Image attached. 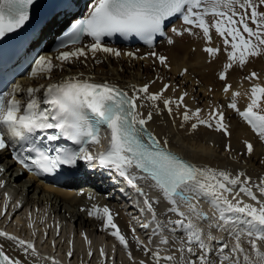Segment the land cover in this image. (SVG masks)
Returning <instances> with one entry per match:
<instances>
[{"label":"snow or ice","instance_id":"obj_1","mask_svg":"<svg viewBox=\"0 0 264 264\" xmlns=\"http://www.w3.org/2000/svg\"><path fill=\"white\" fill-rule=\"evenodd\" d=\"M35 3L0 0V41L25 29ZM177 19L179 28L173 23ZM185 35L203 40V51L212 58L225 54L226 64L219 79L225 81L223 92L227 96L233 87L227 82L230 70L244 69L251 60L264 57V0H91L87 15L71 23L54 54L38 55L30 62L27 76L51 80L57 68L71 72V66H86L90 59L101 63L97 54L132 61L151 58L153 63L168 68V56L156 51L158 38H166L168 45L175 46L174 37ZM116 37H134L149 51L146 55H138L139 49L121 51L111 44ZM214 38L219 39L220 46H213ZM83 77L81 72L46 86L29 87L22 96H18L22 92L19 83L0 89V152L10 150L15 163L36 176L54 175L63 166L71 169L84 161L121 178L142 201L140 214L151 216V222L134 218L145 230L146 240L134 226H130L131 237L126 235L115 222L117 214L108 206L93 204L80 210L102 222L101 231L118 241L131 264H264V177L256 182L244 171L197 165L173 151L168 137H159L150 127L154 117L166 114L174 126L179 116L178 128L193 140L201 127L228 137L230 126L222 108H212L204 117L201 108L188 107L187 91L175 99L166 96L172 87L167 83L152 92L149 84L124 89ZM243 80L250 83V89L244 93L231 91L227 107L264 142V83L256 71ZM242 95L248 100L243 110L238 106ZM245 144L246 155L251 156L254 146L248 141ZM229 150L226 144L225 151ZM3 173L0 165V175ZM4 186L0 180V188ZM153 191L157 194L154 198ZM161 200L169 205L167 213L172 214L166 223L157 214ZM10 201L5 193L0 216L8 212ZM202 202L210 206L211 215L203 211ZM31 215L27 227L35 236ZM6 218L12 219L11 215ZM213 230L227 238L214 235ZM56 234L60 235L59 228ZM80 235L91 260L93 242L86 233ZM44 237L48 238L46 231ZM0 238L14 244L26 257L35 258L33 264H61L55 256L41 254L35 240L2 229ZM154 238H158V244H154ZM130 240L146 259L137 262ZM68 244L71 264L72 241ZM52 247H56L55 240ZM99 256L100 264H118L115 244L111 255L100 247ZM0 264L22 261L7 255L0 242Z\"/></svg>","mask_w":264,"mask_h":264},{"label":"bare ground","instance_id":"obj_2","mask_svg":"<svg viewBox=\"0 0 264 264\" xmlns=\"http://www.w3.org/2000/svg\"><path fill=\"white\" fill-rule=\"evenodd\" d=\"M174 25L179 28L181 27V22L176 21ZM44 33L45 38H48L49 33ZM168 33L170 37L173 35L170 31ZM174 38L176 39L175 46L168 45L166 40H164L161 41L156 48L158 53L168 56L170 64L168 68L153 63L151 58L148 61H132L127 57L116 59L114 57H105L103 54H97L101 63H96L94 60L90 59L87 61L86 66H71V72L66 70L61 71L57 68L54 70L51 80L24 78L21 83L22 92L19 93L18 96L24 95L26 89L29 87H38L41 84L46 86L48 83L59 82L69 75L75 76L81 72L84 73L83 78L93 77L95 82L107 81L124 89H130L132 86L139 87L144 84H149L150 91L158 92L163 87V84L167 83L172 87L165 93L166 96L175 99L184 91H187L189 95L185 98V101L188 107L192 110L201 108L203 110L201 115L204 117H207V113L210 109L218 106L221 107L225 113L226 122L230 126V136L224 137L219 133L201 127L197 134V139L193 140L192 137L185 135L184 130L178 128L181 123L179 116H177L174 126L171 119L166 114L162 117H154L150 125L151 129L159 137H168L170 141L169 147L173 151H176L179 155L184 156L197 165L228 169L234 173L244 171L252 180L258 182L261 177H264V163H261V161L264 160V142H261L251 130L250 126H248L236 112L229 109L227 105L231 99V91L238 90L244 93L250 89V83L244 81L243 77L250 74L251 71H256L261 76L260 82L264 83V57L251 60L244 69L234 67L230 70L227 82L233 87L226 96L223 92L225 81L219 79V75L226 64L225 54L221 52L217 58H212L203 51V48L206 46L203 40L194 39L187 35L183 38ZM213 46H220L218 38H214ZM114 47L121 51H135L139 49L138 55H146L149 51V49L138 47ZM193 49L195 50L193 51ZM185 69H187V73L184 72ZM157 77H159V79H157ZM153 81L155 82L153 83ZM209 89H211V91H209ZM247 103L248 100L246 96L242 95L238 98V106L242 110L246 107ZM245 141L252 143L254 146V151L251 156L246 155ZM226 144L230 145V150L227 152L225 151ZM0 161L4 168V173L0 175V180H2L5 185L2 189L11 198L8 212L5 213L2 218L0 216L1 223L8 221L6 217L11 215L12 219L10 224L13 226L14 222H18V227L15 229L16 232L24 235L28 233L30 236H33L32 231L27 227L28 219L23 218L25 214L21 212L23 209L27 210L30 208V213L32 214L31 219L35 222L34 227L37 229V233L40 232V235L42 234L41 232H43V235L45 231L48 233V238L41 247V251L46 247L45 249L48 256H55L63 263H67L69 244H67V247L61 252V244L56 241V247L53 249L52 241L62 237L63 234L67 235L68 233H72V231L76 233V237L78 238L76 240L79 241V244L82 242L81 240H84L83 236L80 234L86 233L89 239L95 242L97 246L93 247L92 245L94 250L93 258L89 260L87 256V245L84 244L83 248V245H80L82 249L78 248V250L72 245L73 257L71 258V264L75 263V258H77L76 264H81V255L84 256L82 257L84 264H100L102 258L99 256V248L103 246L106 250L108 246H113V244L116 245V260H119V256L128 260L126 257L127 254L125 252H123V254L119 251H122L123 248L117 243L115 238L111 237L107 232L101 231L102 222L89 218L85 212L80 210L81 208H91L93 204L101 207L108 206L113 213L117 214L115 216V222L129 237H131L130 226H133V224L130 223L132 218L128 216L130 214L128 210H130V212L132 210L137 212L140 216L139 220L151 222L150 218L148 219V217H151L150 215H148L147 220H145L136 209L130 206L131 203H136L137 207L143 206L142 201L139 200L134 190L130 191V199L125 201V204L123 203L125 205L123 209L118 202L116 203L115 198L101 194L98 189L99 187H95L93 184L89 183L92 190L90 188L80 190V196L75 195V192H62L50 187H43L31 177L14 175L13 173L16 169L13 163L6 158L5 153L0 154ZM100 191H104V189L100 187ZM90 192H92V194ZM151 195L156 197L157 194L153 191ZM89 197H92V199H89ZM131 200H134V202ZM0 203L2 204L0 205V210H3V198L0 200ZM16 204H19L20 207H14ZM164 206L165 203L163 200L156 206L158 215L160 216H158V218L161 221L163 220L162 217L164 218V216H166L169 218L171 215L167 213L163 216V213H165L164 211H167ZM202 207L203 211L211 215L212 210L208 204L202 202ZM33 208L38 211L47 210L49 215H43V217H41V222L44 217L49 218L48 222L42 224L34 220V215H39V212L35 213L34 210V213H32ZM52 217H54V220L51 222ZM55 219H57V223ZM9 226L11 227V225ZM134 227H136L137 233L140 234L141 239L146 240L147 236L145 235V230L139 227V222H137V225ZM153 227H155L154 224ZM57 228L60 230L59 236L56 234ZM62 228L64 229L63 231ZM150 233L151 229L148 230V234ZM213 234L217 236L225 235L215 230H213ZM178 235L181 234L179 233ZM100 238L103 239V242L99 240ZM59 239L61 240V238ZM213 243H215V241ZM154 244H158L156 238H154ZM130 247L137 262L140 260V257H142L141 259L145 258L143 253L138 250L139 246L131 240ZM9 248L17 257L25 260L27 264H33V260L21 253L17 247L9 244ZM109 250L112 249L110 248L108 251ZM57 253H61V256L57 255ZM109 255H111V251ZM68 264H70V261H68Z\"/></svg>","mask_w":264,"mask_h":264},{"label":"rangeland","instance_id":"obj_3","mask_svg":"<svg viewBox=\"0 0 264 264\" xmlns=\"http://www.w3.org/2000/svg\"><path fill=\"white\" fill-rule=\"evenodd\" d=\"M254 181V180H253ZM30 208H28L27 210H25V209H23L21 212H23L25 215H24V217L23 218H27L28 220H29V213H30ZM34 208H33V210H32V213H34ZM45 211H46V213H45ZM45 211H38V210H35V213H37V212H39V215H34V220H37L39 223H42V224H44V223H47L48 222V220H49V218L48 217H44V219H43V221L41 222V217H43V215L44 216H48L49 215V213L47 212V210H45ZM128 212L130 213L128 216H130L129 218L131 219L130 220V223L131 224H133V226H136L137 225V222H138V220L137 219H134V218H139L140 219V216L137 214V212H135L134 210H132L131 212H130V210H128ZM165 213H163V216H164V214H167V211H164ZM20 215V214H19ZM172 215V214H171ZM141 219H142V217H141ZM164 219H168L166 216H164ZM54 220V217H52V219H51V222ZM162 221H164V222H166V220H162ZM55 222L57 223L58 221H57V219H55ZM20 229V228H19ZM64 229L62 228V231H63ZM206 231H207V229H206ZM179 234V233H178ZM59 238H61V240L59 239ZM57 240L55 239V241H57V243H60L61 244V252L67 247V244H68V240H71L72 241V245L75 247V249L77 248V250H78V248L79 249H82L83 247H84V244L85 245H87L86 243H85V241L84 240H81L82 242L79 244V241L78 240H76V239H78L77 237H76V233H74L73 231H72V233H68L67 235L66 234H63V236L62 237H59ZM99 240H103V239H99ZM158 241V238H156V242ZM103 242V241H102ZM79 245V246H78ZM80 245H83L82 246V248L80 247ZM92 245H93V247H96L97 245H96V243L95 242H93L92 243ZM46 247H44V249H45ZM112 249V246H108L107 247V249H106V252L109 254V252L111 251V250H109L108 251V249ZM46 250V249H45ZM94 251V250H93ZM121 253H123L124 251L122 250H119ZM124 254V253H123ZM57 255H60L61 256V253L59 254V253H57ZM136 255V254H135ZM178 255V254H177ZM82 257H84V256H82L81 255V257H80V262H81V260L83 259ZM126 257H127V255H126ZM142 257H140V259H141ZM143 259H146V258H143ZM77 258H75V264L77 263ZM118 264H131V262L130 261H128L127 259H124L123 257H121V256H119V260H118Z\"/></svg>","mask_w":264,"mask_h":264}]
</instances>
